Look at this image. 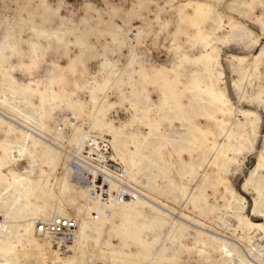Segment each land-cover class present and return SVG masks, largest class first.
<instances>
[{
	"label": "rangeland",
	"instance_id": "374dc122",
	"mask_svg": "<svg viewBox=\"0 0 264 264\" xmlns=\"http://www.w3.org/2000/svg\"><path fill=\"white\" fill-rule=\"evenodd\" d=\"M204 40L219 56L224 74L220 90L235 109L239 131H251L241 112L260 118L255 135L245 142L247 149L220 180L211 166L214 154L204 153L210 143L224 142L217 120L203 115L187 124L166 116L159 121L160 134L154 139H164L167 146L149 152L151 160L140 162L136 181H129L151 207L131 220H124L120 206L114 207L108 220L118 227L117 232L100 235V231L91 230L81 247L61 249L59 261L45 259L41 248L48 247V241L36 240V224L44 217L49 219L56 207L77 219L76 207L67 203L86 210L90 205L74 189L62 194L70 160L66 156L70 158L76 149L62 140L70 142L77 131L73 127V132L53 135L54 120L37 115L42 106L50 109L49 104H43L40 92H67L77 110L59 109L56 103L54 113L62 109V113L75 115L81 124L77 127L88 132L92 94L100 89L99 106L108 110L112 105V117L119 125L130 121L131 130L146 135V128L137 122L145 116L156 125L152 110L164 103L159 86L142 88L147 84L140 82V73L179 85L180 97L189 104L193 75L201 64L195 60L206 52ZM258 57L254 83L251 87L245 81L244 97L234 83L242 81L241 72L252 66L237 59ZM2 61L9 72L0 68V144L7 145L10 158L0 152V221L8 214L5 228L0 230L1 262L8 258L10 264H227L198 232L213 237L221 234L220 239L236 244L247 255L249 239L264 246L260 231H250L244 242L238 239L243 229L225 206L227 200H233L236 207L239 204L221 186L227 184L236 199H244L245 210L240 214L252 224L264 223V214L254 212V189L264 178V0H0ZM133 91L143 95L135 96ZM131 106L136 119L130 117ZM90 131V135H102ZM201 132L209 141L203 149L198 146ZM27 136L36 140L35 147L32 142L25 143ZM187 140L188 148L175 151L179 142ZM20 151L23 158L14 162ZM8 172L14 175V184L8 182ZM28 175L34 184L27 182ZM197 187L217 205L215 213L187 206L188 195Z\"/></svg>",
	"mask_w": 264,
	"mask_h": 264
},
{
	"label": "bare ground",
	"instance_id": "6f19581e",
	"mask_svg": "<svg viewBox=\"0 0 264 264\" xmlns=\"http://www.w3.org/2000/svg\"><path fill=\"white\" fill-rule=\"evenodd\" d=\"M203 42H204L203 44L206 47V52L201 58L195 60V61H200L201 64L200 67L197 70H195L193 75L194 85L190 86V92L192 94V97L190 99L189 104L184 103L183 97H180L179 85L174 84V82H170L169 80H167V78H162V79L156 78V80H152L145 74L140 73V82H143L144 80V82L147 84V85H143L142 88L145 89L146 86L151 87L153 85L156 89L159 86L161 88L160 91L162 93L161 95L164 103V106L162 108L156 107L155 109L152 110V117H155L156 121L158 122L156 125L153 124L150 121V119L146 118L145 116L141 117V119L137 122V125L139 127L142 126L146 128L147 131L146 135L140 133L139 131L131 130L132 127L130 121L125 122L123 125H119L114 119V117H112V112L114 111L112 105L108 110H105L104 107L99 106V97H97V95H100V89L92 94L91 105H93L92 107L93 110L91 111L90 109L91 112L90 111L89 112L91 114L90 116H88L89 114L87 115L89 117L88 118L89 129L92 130V132L95 131L98 132L99 134H102V135H98V134L96 135L108 139L109 143L112 146L115 155L114 157L124 166L125 174L128 182L136 181L135 176L139 175L138 167L140 166V162H143L144 160L147 159L151 160V158L148 156L149 152H154L156 151L157 148L167 146V142L164 141V139L162 141H158L157 139H154L155 137H157V134H160L159 121L163 120V118H165L166 116L176 117L182 123H187V124H192L194 119L201 117L203 115L212 116V119L217 120L224 142L221 145L210 143L208 147L209 150L206 151L204 149L205 151L204 153L209 152L214 154L215 159L212 162L211 166H213L216 169L218 178L220 180L224 179V176H226L229 173V169L231 165L236 162L237 157L241 156L242 153L247 149V145L245 144L246 140H250L251 137L255 135L259 125V119H260L259 116L255 113H251L248 111L241 112V115L246 119L247 124L251 126V131L246 134H242L239 131L240 122L239 119H236L237 116H235V109L232 107L231 101L229 100L228 96L220 90V83L224 74L220 71L221 67L219 62V56L217 57L215 55L216 53L214 54L215 51H212L210 49L211 45L209 41L204 40ZM215 50L217 52V49ZM260 58L261 57H258L256 59L253 58L237 59L240 64L247 63V64H251L252 66V69L249 68L250 70L246 69L245 71L241 72L242 81L238 83H234V87L235 89H237V92L239 91L241 92L244 90L245 81H248L249 85H251L252 87L254 83L253 77L254 75H256V72L258 70ZM5 65L6 63L2 61L0 63V68L8 73L9 70ZM158 82H163V83L161 85H157ZM29 88H31V86ZM55 92L52 90L51 92H49L46 89L40 92V94L43 96V98H41L43 99V104L45 103L49 104L50 109H46L42 106V108L40 109L38 108L39 111L37 115L39 118L41 117L42 120L43 119H48L50 121L54 120L56 132L54 133L53 131H51L50 134L54 133L53 135L56 137L62 135L61 134L62 132H64L65 134L68 133V131L73 132V127H74V132L75 131L77 132L73 134V137L71 138L70 142L69 140H66V138L65 139L63 138L62 141L64 142L63 144H67V145L69 144V146L72 145L76 147L75 149L76 151L82 147L84 140L90 136L89 133L91 131L88 130V132H83L82 131L83 129L81 128L79 129L77 127L79 124L78 118L75 115H72L68 112L62 113L61 111L62 109L60 110V112L54 113L55 110L54 104L56 103L60 104L58 107L59 109L67 106L68 109L75 108L77 110L76 104L73 101H71V98L69 97V95H67L68 94L67 92L63 91L64 94L63 93H62L63 95L58 94L59 96ZM132 93L135 96L137 95L139 97L143 95V92L138 93L133 91ZM242 94L244 95V97H246V94L244 93ZM192 102H195L197 104V107H194ZM216 105H219L217 111L215 110ZM165 109L169 111L167 112L169 114L164 113ZM129 113L132 119H136L137 112L135 109H133L132 106L129 107ZM59 114L64 115V118L67 116L73 117L75 119V122L69 121L67 117L64 120V128L60 129L59 126H57V120H56ZM216 115L220 116V119H216ZM200 137L201 140L198 141V146L200 149H203L204 148L203 146H205L204 144L208 143L209 141L207 139L208 137L205 132H201ZM27 142H32L33 147H35L36 145V140L32 136L26 137L25 143ZM189 146L190 145L188 140L181 141L178 143V147H177L178 150L175 151H179V149L188 148ZM6 147L7 145L1 143L0 152H3L6 158L9 160L10 157ZM26 150L27 149H24V151ZM114 150L119 151L122 154L123 159L117 156ZM22 158H23V154L22 151H20L17 158H14L13 161L18 163ZM71 158H72V154H70V158L69 156H66V159L67 160L70 159V160L68 161L69 163H66L67 165L63 175L62 184L64 185V187L62 188L63 189L62 194H64L65 191L69 190L70 188L74 189V191L78 192L79 195L82 196V200H84L90 205L88 206L89 209L86 210L85 207L84 208H79V206L77 207V204L67 203L69 207L75 206L78 211L76 217L77 219H75L77 220L76 222H78L77 223L78 229H77L76 240L73 243L74 248H78L83 245L85 241L84 239H86V235L91 230L100 231L99 232L100 235L103 234L104 232L118 231V227L113 226L111 222L108 220L110 219L109 216H111L114 207L120 206L119 209L122 213V217L124 218V220L134 219L136 213L145 210L148 207L149 208L151 207L149 204H147L138 196L139 194L138 191H136V194L132 199L124 203H118L117 201L116 202L114 201L111 204H103L92 200L89 196V193L85 189L79 188L74 184L72 180V168L70 166ZM125 158H128L127 161L125 160ZM180 159L182 161L181 157ZM0 167L2 168L1 164ZM170 169H171L170 167H167L165 171L169 173ZM7 177L9 178L8 182L13 180V182L11 183L13 184L15 183L14 175H12L11 172L7 173ZM2 178L3 176H0V182L2 181ZM26 179L27 182L29 183H33V184L35 183L30 175H28ZM226 185L227 184L225 183L221 184V186L224 187L226 192L232 193L233 195L232 198L233 199L235 198L234 201H236L239 204V207H236L234 206L233 200L232 201L227 200L225 206V209L228 212H234L235 218H237L239 221V226L243 229L242 230L243 233L238 239H241V241L244 242L246 241L247 234L250 237L249 232L256 230L262 232L263 237L261 236L262 237L261 240H263L264 223L262 225L252 224L249 220L250 218L245 217L243 214H240L245 210L243 205L244 199L241 198L236 199L233 191L230 190V188H228ZM254 190L256 191L257 194V200L255 201L254 212L264 214V178L259 180L258 185ZM127 202H131V203H127ZM187 206L193 208H199L201 210L213 209L214 212L211 211L212 213H215L218 210L216 208L217 205L211 204L209 198L206 195V191L200 187H197L193 193H190L188 195ZM58 209L60 210V208L56 207V209L53 210L51 217L49 219L46 220L44 217L42 221L36 224V232L34 234L36 240H40V242H43V240L48 241V247L46 248L42 247L41 249L43 256L46 257L45 259L51 261L53 260L59 261L62 258L61 248L51 240L40 237V235L37 234V225L39 223H44L46 221H49L54 217H67L68 214L66 212H62L61 211L62 209L60 211H57ZM93 213H95V215L97 214L96 215L97 217H93ZM3 216H4V221L3 220L2 222L0 221V230H2V228H5L6 223L4 222L8 214L7 215L4 214ZM69 218H73V217H69ZM198 235L201 237V239L204 242L212 243V245H214V248L220 253L222 259L224 258L227 264H264V246L261 244V242L255 244L254 238L249 239L251 246L247 248L248 251V255H247L243 251V249H241V247L237 246L236 244H232L229 243L228 241H223V239H220L223 237V235L221 234H219L217 237H213L210 236L208 233L198 232ZM0 237H1V233H0ZM2 242L3 241L0 240V243ZM2 254L3 253L0 251V255ZM9 260L10 259L8 258L5 259V261L3 262H1L2 261L1 260L0 264H10Z\"/></svg>",
	"mask_w": 264,
	"mask_h": 264
},
{
	"label": "built area",
	"instance_id": "2783aa9c",
	"mask_svg": "<svg viewBox=\"0 0 264 264\" xmlns=\"http://www.w3.org/2000/svg\"><path fill=\"white\" fill-rule=\"evenodd\" d=\"M68 117V116H67ZM64 115H58L57 126L64 128ZM74 121L73 117H68ZM108 139L96 134L87 137L80 149L72 154L70 166L74 184L85 189L92 200L111 204L124 203L132 199L136 191L125 174L124 166L114 157ZM78 225L74 218L54 217L37 225V234L57 244L61 249L73 245Z\"/></svg>",
	"mask_w": 264,
	"mask_h": 264
}]
</instances>
